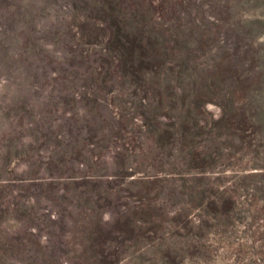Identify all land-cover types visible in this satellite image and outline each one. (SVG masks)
I'll return each mask as SVG.
<instances>
[{
  "label": "rangeland",
  "instance_id": "1",
  "mask_svg": "<svg viewBox=\"0 0 264 264\" xmlns=\"http://www.w3.org/2000/svg\"><path fill=\"white\" fill-rule=\"evenodd\" d=\"M0 264H264V0H0Z\"/></svg>",
  "mask_w": 264,
  "mask_h": 264
}]
</instances>
